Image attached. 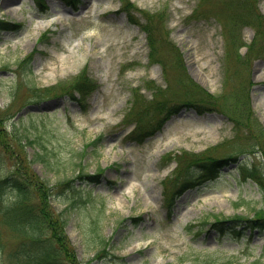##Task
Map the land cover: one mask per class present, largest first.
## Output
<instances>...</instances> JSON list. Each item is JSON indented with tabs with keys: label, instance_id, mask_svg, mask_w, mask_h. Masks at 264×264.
<instances>
[{
	"label": "rangeland",
	"instance_id": "obj_1",
	"mask_svg": "<svg viewBox=\"0 0 264 264\" xmlns=\"http://www.w3.org/2000/svg\"><path fill=\"white\" fill-rule=\"evenodd\" d=\"M128 1L0 0V178L26 167L63 187L49 201L63 214L76 201L63 231L81 264H264V229L208 225L264 211L262 185L238 170L254 167L264 184V19L256 26L243 13L256 1L264 15V0ZM135 7L167 16L164 65L149 59ZM253 38L250 63L238 62ZM82 69L96 88L64 93ZM158 87L170 97L164 109L153 107ZM192 101L214 108L183 104ZM183 152L226 164L200 173L168 212L163 183L179 180ZM96 170L99 181L80 178ZM80 180L89 192L77 201L69 185L82 190Z\"/></svg>",
	"mask_w": 264,
	"mask_h": 264
},
{
	"label": "trees",
	"instance_id": "obj_2",
	"mask_svg": "<svg viewBox=\"0 0 264 264\" xmlns=\"http://www.w3.org/2000/svg\"><path fill=\"white\" fill-rule=\"evenodd\" d=\"M67 1L75 2L78 0ZM122 1H124L123 4L125 8L130 7V2L128 0ZM253 2V5H251V2L249 5H243L245 6L243 13L249 23H255L257 26V22H261L264 19V15L259 13L256 1ZM135 9L142 13L144 18V22H140L138 18H135V16L133 21H136L146 32L149 59L152 62H159L164 65L165 63L162 59L163 56L159 53V50L161 49V44L164 43L167 45V43L162 41L163 34H165L162 26L163 24L165 25L167 16L162 11L149 12L141 9L139 10L136 7ZM17 25L18 24H16V26ZM9 28H13V26ZM237 39V36L234 35L231 42L237 43ZM254 40L255 38H253L251 42L245 44L247 46L245 54L241 55V53L237 51L236 59L238 62L250 63L248 52L254 51V45L252 44ZM173 52L176 59L174 64H179L180 68L181 53L177 48H175ZM29 58L30 56L28 55L22 59L23 63L30 61ZM176 69H178L177 66ZM178 71L180 70L178 69ZM96 86L97 85L94 81L90 80L86 76L85 70L82 69L78 76L70 84V89H66L64 93L77 91L79 94H83V96L86 97L88 93L92 92L96 88ZM157 89V93L163 94L164 97L160 98L161 100H158L156 104H153V107H156V109H164L165 104L167 105L170 97L164 93L167 90L166 88L163 90L158 87ZM183 104H191L194 105L195 108L200 109L210 107L214 108L211 103H196V101ZM177 107L178 106L168 110L159 120L158 126L164 122L166 115H170L175 112ZM136 123L137 120H135L134 127L136 126ZM144 136L146 135L139 134L134 138L141 141ZM98 139L99 138H96L94 142H97ZM195 156V153L185 154L184 152L181 156H175L177 158V166H179V180L173 175L172 178H168V182L170 180H174V183L170 184V187L163 183L164 205L166 206L168 212L172 209L176 196L180 195L184 190L192 187L194 179L199 177L200 173L203 172L204 175L207 176L212 175L211 171H214L213 175L209 176V178H211L216 175V171L219 167L226 163L223 162L225 158L222 156L203 160H199ZM39 157L41 160L46 162L44 156ZM182 157L184 158L180 159ZM185 157L187 159H185ZM232 158L234 157L229 156L228 159L232 160ZM180 161H185V164L180 163ZM190 162H195V164L202 162L201 165H203V168H200V172L199 170H196V172L193 173L191 167L194 166V164L189 166L187 165ZM239 167L240 164L238 166V170H240L245 177H251L262 185L261 188H263L264 193L263 178L257 171H255V168L251 167L248 169L244 165L240 168ZM99 176L100 174L95 171L94 174L81 175L80 178L86 179L87 181L83 182L88 184L92 181H99ZM80 182L81 184L83 183L82 180H80ZM82 186L85 187L80 190V188L75 186L73 182L69 185L71 191L73 192L72 198L77 199V201L80 200V191L82 194L84 192H89L86 185L82 184ZM62 189L63 187L58 188L56 185L52 187L49 186L37 175L35 176L31 173L27 175L26 167H17L15 169V173L0 178V253L4 254L6 261L4 264H81V262L74 256L68 238L63 231V226L67 223V214L65 210H69L70 207H75L76 201H71V203L65 207L64 213L66 215L63 214L62 211L56 213V211L51 207L49 201L54 192L56 193L57 191H62ZM201 223L208 224L207 221H203ZM238 224L241 225V229L237 228ZM208 225L216 231L227 229L228 231L234 233H238L245 228L250 230H262L264 229V211L262 208H256L253 209L252 216L233 215L226 218L215 216L212 221H209ZM3 228L10 234V238L12 240L10 245L3 240Z\"/></svg>",
	"mask_w": 264,
	"mask_h": 264
},
{
	"label": "bare ground",
	"instance_id": "obj_3",
	"mask_svg": "<svg viewBox=\"0 0 264 264\" xmlns=\"http://www.w3.org/2000/svg\"><path fill=\"white\" fill-rule=\"evenodd\" d=\"M43 25H44V24H43ZM41 26H42V24H41ZM41 26H40V27H41Z\"/></svg>",
	"mask_w": 264,
	"mask_h": 264
}]
</instances>
